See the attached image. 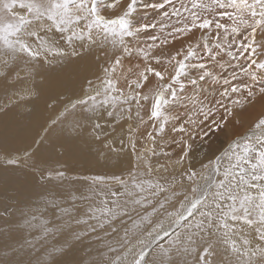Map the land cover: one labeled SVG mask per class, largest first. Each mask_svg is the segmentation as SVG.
I'll list each match as a JSON object with an SVG mask.
<instances>
[{
	"label": "snow or ice",
	"instance_id": "6c2138e0",
	"mask_svg": "<svg viewBox=\"0 0 264 264\" xmlns=\"http://www.w3.org/2000/svg\"><path fill=\"white\" fill-rule=\"evenodd\" d=\"M121 4L0 0V117L40 99L51 113L22 147L0 130V195L38 189L41 205L0 201V264H84L98 233L115 239L89 264H264V110L233 131L264 99V0ZM150 13L159 21L134 22ZM202 83L217 95L182 94ZM213 132L224 144L194 151ZM45 144L57 156L99 146L119 170L66 187Z\"/></svg>",
	"mask_w": 264,
	"mask_h": 264
},
{
	"label": "bare ground",
	"instance_id": "6f19581e",
	"mask_svg": "<svg viewBox=\"0 0 264 264\" xmlns=\"http://www.w3.org/2000/svg\"><path fill=\"white\" fill-rule=\"evenodd\" d=\"M127 3V0L122 2L121 7H123L124 4ZM78 86V85H77ZM208 88L207 93L202 92L203 94L207 95L209 98H212L217 95L216 88L211 90V87L208 85H204L201 89ZM188 94H192V92H189ZM45 102L43 99L35 100L31 104L25 105L24 109L19 110V112H13L9 113L7 116L0 117V130H6L5 136H4V142L6 145L11 147H22L24 143H27L31 140L33 136L36 135L37 132L40 131V124H42L45 120L44 114L45 112H49L47 108H45ZM253 112H242L240 114V120L241 124L238 125L239 128L233 129V131L241 130L242 131L245 127H247L249 120L254 117L257 113H259L261 110H264V100L258 99L254 102ZM47 109V110H43ZM32 111L33 115L32 117H27L26 112ZM246 111V110H245ZM49 115L51 113L49 112ZM41 118V119H40ZM25 125H28L25 127ZM106 131H111L110 129H106ZM58 132L53 133V138L55 135H57ZM121 135V132L119 129L116 130L115 133H112V138L115 139L116 144L115 146L119 147V137ZM99 146H93L92 152L90 154L86 155H67V156H56L53 155V152L55 151L52 148L51 144H45L44 148L41 149L42 153L46 156H51L53 160L59 159L60 164L54 165V166H75V168L82 167L86 169L84 172H72L71 174L68 173V176L71 177L74 180L71 181H65V186H75V187H82L84 184V178L89 176H94L98 174H104V173H112V172H118V168L114 167L117 164V160L115 157H113L110 161H105L102 158L97 159L95 156V152ZM195 151V150H194ZM127 157H125V163L123 166L126 165ZM92 169V172L89 170ZM15 176L16 174H8L6 173L5 176ZM9 183L14 184V180H10ZM49 191L52 192H58L60 191L59 188H57L55 185H49L48 186ZM34 191H39L38 189H28L26 190L23 195L18 197L17 192L14 190V188H9L7 191H5L2 195H0V201L3 203H6L10 206H12L13 211H16L17 206V197L24 201H31V204L28 206L35 209L39 205V197L34 195ZM20 208H23L24 210H27L24 206V203H21L19 205ZM48 217L51 216V210L46 214ZM120 227V233L119 235H123V226L117 225ZM6 225L3 221H0V231H3L5 229ZM115 238H109L105 237L103 233L94 234V236L90 239H86L81 246V251L79 252V256L83 258L84 264H89V261L92 259H97V249L102 250L107 255L105 244L111 243L112 240ZM3 241V238L0 237V242ZM115 247L116 245L113 244ZM91 253V255H89ZM27 258V257H26ZM35 258V254L32 257Z\"/></svg>",
	"mask_w": 264,
	"mask_h": 264
},
{
	"label": "rangeland",
	"instance_id": "374dc122",
	"mask_svg": "<svg viewBox=\"0 0 264 264\" xmlns=\"http://www.w3.org/2000/svg\"><path fill=\"white\" fill-rule=\"evenodd\" d=\"M126 0H122V2H124ZM121 6V5H120ZM120 6L117 8V12L120 10ZM122 8V7H121ZM160 19L159 16H157L155 13H150L148 16H144L143 14H139V15H136L134 16V22H137V23H144V22H158ZM204 85H208L211 87V90L215 89L216 86H213L211 84H203L202 83V86L199 87V88H196L194 89L192 85H186V90L184 93H182L183 95H190L188 94L189 92H193L194 90L195 91H198V92H204V93H207L208 91V88L206 86V88L204 89H201L202 87H204ZM264 100V99H262ZM46 106V105H45ZM47 108V107H45ZM253 108L254 107V103L252 105H250L246 111H244L245 113L246 112H253ZM43 110H47V109H43ZM49 116V112H45L44 114V118H47ZM41 119V118H40ZM240 119V118H239ZM236 128H239V126L237 125L234 129ZM237 131H242V128L241 130H237ZM225 142V136L223 133H220V132H213L210 134V139L208 141L207 144H203L200 140L199 137H195L192 141V145H193V149L196 151V152H203V151H206L208 150V145L210 144L211 147L214 149V148H217V147H220L221 145H223ZM57 156V155H56ZM60 167H63V168H66V169H69V172L68 173H72V172H75V170L77 172H84L86 169L82 168V167H77L74 169L75 166H67V165H63V166H60ZM90 172H92V169L89 170ZM74 180V179H72Z\"/></svg>",
	"mask_w": 264,
	"mask_h": 264
}]
</instances>
